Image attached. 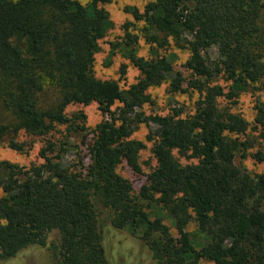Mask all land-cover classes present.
Listing matches in <instances>:
<instances>
[{
  "label": "trees",
  "instance_id": "obj_1",
  "mask_svg": "<svg viewBox=\"0 0 264 264\" xmlns=\"http://www.w3.org/2000/svg\"><path fill=\"white\" fill-rule=\"evenodd\" d=\"M109 1L0 0V142L22 151L30 146L21 133L42 139L40 164L0 161V264H19L31 248L46 249L50 264H112L105 221L140 240L152 264H264V173L235 162L264 163V146L256 147L264 139V99L254 101L251 122L231 110L264 84V0L126 7L142 26L125 22L122 37L109 43L138 72L124 88L125 64L115 78L94 73L99 42L113 27L102 6ZM141 39L147 58L138 53ZM171 45L188 52L187 76L175 68V54L159 52ZM211 49L217 57L208 62ZM167 81L170 91L185 84L197 94L191 110L147 115L148 89ZM90 103L102 116L92 128L83 112H67ZM139 125L155 162L147 173L139 162L146 146L132 137ZM58 126L59 139L47 138ZM85 131L86 156L75 146L77 159L64 163L71 136ZM175 153L195 162L181 164ZM121 164L144 177L136 192L117 172ZM51 233L57 237L48 243Z\"/></svg>",
  "mask_w": 264,
  "mask_h": 264
},
{
  "label": "rangeland",
  "instance_id": "obj_2",
  "mask_svg": "<svg viewBox=\"0 0 264 264\" xmlns=\"http://www.w3.org/2000/svg\"><path fill=\"white\" fill-rule=\"evenodd\" d=\"M86 0H81L85 2ZM146 0H110L108 3L103 4V8L109 13V17L113 22V27L107 32L103 40L99 42V51L95 54V64H94V73L96 77L105 79V78H115L119 66L125 64L127 66V74L124 79L119 82V85L124 88L131 82H133L137 76V70L117 51H111L109 47L110 42L118 41L122 37L121 26L127 22H134L136 30L141 28V22L133 21L131 15L126 11V7L134 6L139 9H142L145 5ZM262 35L258 37L260 44V51L264 49V25L262 28ZM263 48V49H262ZM113 52V53H110ZM161 54H175L173 60L175 68L181 70L184 76L188 75V72L181 66L188 57V52L184 49H178L175 46L171 45L169 49H160ZM138 53L143 57L149 56V44H147L142 39L138 44ZM217 57V52L215 49L209 50L205 54V58L208 62L215 60ZM263 81V80H262ZM261 81V82H262ZM217 83L225 88H227L228 83L223 79L219 78ZM258 89L252 90L248 93L242 94L238 99L236 105L232 106L231 110L236 111L242 114L249 122L252 121V107L256 98L264 99V84H257ZM186 85H182V90L170 91L168 86V81L163 82L159 86L150 87L148 89V94L152 99V104L145 105L142 110L147 115H165L168 113L169 107L172 106H183L185 111L188 112L192 108L193 101L196 100L197 94L190 93V91H185ZM222 106H227L226 102L220 103ZM118 104L114 106L116 108ZM83 112L86 115V126L88 128L94 127L102 119L99 111L97 110V105L95 103H90L88 105H72L69 106L67 112ZM2 120H7L11 122V116L8 113L1 114ZM153 126V124H151ZM61 130V127H56V130L51 132L47 138L58 140L60 135L58 132ZM86 131L81 133H75L71 136L70 142L71 147L67 154L65 155L64 163L68 164L77 159L76 148L80 151L82 156H86L87 149L83 143L86 138ZM147 134V129L143 125L139 127L133 133V138L142 141L145 144V148L140 151L139 162L144 173H147L150 168L155 164L154 159L150 153L151 143L145 140ZM252 137H255V133H251ZM18 139L25 142L27 145L26 149L22 151H15L10 149L5 141L0 142V161L8 160L11 163L17 164L20 167L28 168L32 164H40L42 159L39 156V150L42 145V139L34 138L24 134H20ZM264 146V139H258L256 142V147ZM177 160L181 164L194 163L195 160L185 159L179 156L177 153L174 154ZM235 162L239 165L245 167L249 172L252 173H264V163H258L252 160L250 157L245 159H240L238 156L235 159ZM117 172L129 179L133 185L134 192L138 189V184L144 178L143 176H135L128 172L124 164H121L117 168ZM165 222L168 226H171V220L165 218ZM103 235L104 242L107 253L112 261V264H152L150 262V255L147 250V247L134 236H132L126 230H115L113 229L108 222L103 224ZM188 230L195 229V222H190ZM56 233H51L48 237V243L55 241ZM17 263L20 264H50L49 255L46 249L40 248H31L28 251L22 252L17 256Z\"/></svg>",
  "mask_w": 264,
  "mask_h": 264
}]
</instances>
